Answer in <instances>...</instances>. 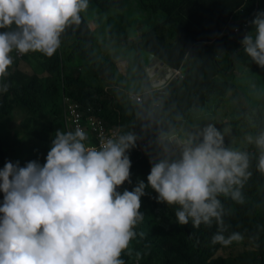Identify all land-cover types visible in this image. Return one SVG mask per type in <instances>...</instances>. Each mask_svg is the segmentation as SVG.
I'll return each instance as SVG.
<instances>
[{
	"label": "clouds",
	"instance_id": "1",
	"mask_svg": "<svg viewBox=\"0 0 264 264\" xmlns=\"http://www.w3.org/2000/svg\"><path fill=\"white\" fill-rule=\"evenodd\" d=\"M88 8L89 0H0V95L11 87L6 78L14 63L13 53H40L51 58L68 29L81 25L82 14ZM243 8L244 5L239 10ZM231 24L232 28L224 29L225 34H243L251 25L240 43L250 61L264 69V10L251 21L231 20ZM145 30L136 25L127 31L123 42L113 38L109 29L95 35L97 55L115 62L110 69L121 82L99 78L98 85L109 83L136 102L143 101V94L123 87L117 61L97 49V34L122 44L135 64L144 52L150 51L143 40ZM132 46L135 54L129 49ZM180 68L182 75L175 74V69ZM184 69L183 63L174 67L172 77H183ZM94 75L87 76L88 84ZM158 87H154V94ZM113 93L118 102L116 91ZM137 95L142 96V101L135 98ZM260 113L259 117L252 113L260 120L257 125L252 123L253 128H258L255 133L245 132L240 122L231 123L232 129L230 124L209 118L179 129H159L151 136L146 131L111 132L98 146L90 144L87 133L79 127L70 131L58 128L43 164L31 160L21 166L19 161L9 160L0 169V264H126L122 256H131V242L138 234L144 235L137 228L144 222L141 198L149 194L148 189L156 193L153 198L158 203L175 206L178 225L191 222L193 228L199 229L201 225L211 228L215 224L213 245L239 242V233L224 235L225 210L220 197L243 203L242 189L252 176L255 152L254 174L257 170L264 175V112ZM61 118L65 128L63 108ZM233 132L241 136L243 147L234 146ZM12 139L18 142V136ZM141 141L147 142L145 151L151 164L147 182L138 179L132 190L121 192L125 182L132 183L130 151ZM221 250L218 254L231 262Z\"/></svg>",
	"mask_w": 264,
	"mask_h": 264
},
{
	"label": "trees",
	"instance_id": "2",
	"mask_svg": "<svg viewBox=\"0 0 264 264\" xmlns=\"http://www.w3.org/2000/svg\"><path fill=\"white\" fill-rule=\"evenodd\" d=\"M172 1L175 6L171 3L167 6L165 21L147 28L143 36L145 47L168 65L179 68L183 63L184 70L190 66L187 77L173 89L167 100L150 98L154 95V87L146 70H141L131 79L141 81L145 86L143 91L137 92L143 94L142 102L122 98L125 94L109 83L98 86L88 84L85 72L90 65V74L95 73L98 79H111L121 85L114 69H110L116 66L115 62L97 55L96 33L103 28L109 29L113 38L123 42L128 37L127 31L137 25L136 17L140 21L142 19L136 0H89L87 11L91 19L83 13L81 25L75 30L68 29L65 38L69 44L64 55L59 50L51 58L38 53L39 70L30 63L32 73L24 71L29 70L27 67H20L21 60L29 64L25 56L16 60L19 67L14 71L10 69L6 78L11 87L7 93L0 95V123L16 109V113L24 110L19 108L20 105L53 121L55 117H61L62 96L67 93L84 104L100 108L105 119L120 125L121 130L146 131L151 136L159 129L184 126L196 109L212 103L213 97L236 89L231 78L238 67L256 65L243 52L240 43L244 34L251 30V25L239 35L225 34L224 29L233 27L231 20L251 21L258 11L264 10V0H189L185 6L182 5L185 0ZM242 5L244 8L240 11ZM93 21L96 26H91ZM170 26H174L173 30L179 35L174 41L169 39L172 34V31L168 32ZM75 55L88 56L90 64L84 59L83 63L67 68L65 60L71 61ZM137 64L144 65L142 57L135 60L134 65ZM114 91L118 102L114 99ZM230 121L235 123L237 119ZM252 123H260L259 118L246 119L242 123L243 130L258 131ZM2 133L3 130H0V169L9 161V147L12 142L15 143ZM146 143L141 141L137 148L130 151L132 183L125 182L119 189L121 192L125 186L134 187L138 179L147 182L151 164L145 151ZM256 157L257 152L253 153L252 176L242 189L243 203L225 197L220 199L225 210L224 235L239 233L241 237L250 239L258 250L257 256L246 263L229 262L218 254L221 248L229 245L211 243L212 235L217 231L215 224L211 228L201 225L199 229L193 228L191 222L187 226L178 225L175 223V206L158 203L153 198L156 193L148 189L149 194L141 198V211L149 215L137 229L144 235L138 234L131 242V256H122L126 264H264V175L257 170L254 174Z\"/></svg>",
	"mask_w": 264,
	"mask_h": 264
},
{
	"label": "rangeland",
	"instance_id": "3",
	"mask_svg": "<svg viewBox=\"0 0 264 264\" xmlns=\"http://www.w3.org/2000/svg\"><path fill=\"white\" fill-rule=\"evenodd\" d=\"M134 13L137 14L138 12L135 11ZM86 17L91 19L89 11L86 12ZM165 19V15L157 14L154 16L153 25L164 22ZM65 37L66 35L64 34L61 47L58 49L60 51L59 53L62 55H64V50L69 44L68 39L66 40ZM97 49L101 54L116 60L118 66L125 70V72H122L123 75H121L120 78H123L124 86L129 92L135 93L144 90L145 86L142 85L141 81H132L131 79L136 74L141 73V70H145V63L144 65L137 64L135 66L133 57L124 49L122 44H117L114 40L109 37H104L101 34H97ZM13 56L14 63L11 69L16 70L19 67L16 66V60L23 56H18L16 53H13ZM24 56L29 64L21 60L20 62L22 65L20 67L25 66L30 70L24 69V71L33 72L30 63L39 70L37 63L39 59L38 53H29ZM84 59L88 60L90 64L88 56L84 58L81 55H75L71 61L65 60V64L67 68H70V66L74 67L75 65L83 63ZM91 69L89 65L85 72L86 76L90 75ZM231 80L236 85V89H229L226 94L213 97L212 103L208 102V105H205L203 108L196 109L185 121L184 127L196 123H203L207 119L212 118L216 121H220L221 124H230L233 129L232 122L230 121L231 119L234 118L237 119V122L243 123L246 119L251 120L254 118L252 113H254L256 117H259L261 115L260 111L264 112V69H261L258 65H254V67H238ZM19 108L24 110L16 113V109L8 121L0 123V130L9 129V125H12V130H15V127L27 130L25 136H18V142L11 143L9 147V160L14 163L19 161L21 166H24L26 162L31 160H38L43 164L46 160L47 152L50 150L51 140L55 131L58 128L66 131L62 123V118L57 116L51 121L43 114L35 113L24 105H20ZM20 119L21 123L16 125ZM70 124L73 126L72 120H70ZM217 126L221 127V125ZM232 139L234 146H244L243 139L241 140L239 134L233 132ZM133 188L134 187L128 188L125 186L123 190H132ZM143 213L144 222H146V216L149 214L147 212ZM220 253L227 256L232 261L246 263L257 256L258 250L253 246L250 239L242 237L239 242L234 241L227 248L221 250Z\"/></svg>",
	"mask_w": 264,
	"mask_h": 264
},
{
	"label": "built area",
	"instance_id": "4",
	"mask_svg": "<svg viewBox=\"0 0 264 264\" xmlns=\"http://www.w3.org/2000/svg\"><path fill=\"white\" fill-rule=\"evenodd\" d=\"M236 31H238L237 28ZM175 74L182 75V69H175ZM135 98L142 101L140 95ZM62 108L66 131L75 130L77 127L83 129L88 135V142L93 146H98L100 140L109 133L121 130L118 125H110L100 114L98 108L73 99L70 94H63ZM70 120L73 121V126L70 124Z\"/></svg>",
	"mask_w": 264,
	"mask_h": 264
},
{
	"label": "crops",
	"instance_id": "5",
	"mask_svg": "<svg viewBox=\"0 0 264 264\" xmlns=\"http://www.w3.org/2000/svg\"><path fill=\"white\" fill-rule=\"evenodd\" d=\"M136 1L138 2V10L142 12L140 14V16L142 17L141 21L136 17V22H137V25L141 26L142 29L157 26V25H153L154 16L157 14H163L166 16V10H167V6L169 5V3H171L173 5V7L175 6V2L172 0H136ZM188 3H189V0H185L182 2V5L185 6ZM153 8H155V9L153 10ZM148 20H150L151 23H149ZM91 26H96V22L95 21L91 22ZM173 27L174 26H170V29H168V32L172 31V34L169 37V39L171 41H174V40L178 39V37H179L178 33L175 32V30H173ZM103 29H105V28H103ZM129 49H131L133 54H135L134 46L129 47ZM149 52H151V51H149ZM151 53H153V52H151ZM154 56H156V55L154 54ZM161 65L162 66H168V65L162 64V63H161ZM168 67H170V66H168ZM171 68L174 69V67H171ZM119 70L121 72H125L124 69L119 68ZM157 78L161 79V77H157ZM89 83L92 85H98L100 83V80L96 77V75H94V79L89 80ZM125 89H127V88L125 87ZM131 93H133V92H131ZM122 98H127L126 94L123 95ZM10 117L11 116H9L7 119H4V121H8L10 119ZM20 120L17 122L16 125L20 124ZM9 126H10L9 129H3L2 135L4 137L12 138V137H16V136H25V134H27V130L20 129L18 127H15V130H12V125H9ZM2 202H3V193L0 192V204H2ZM0 215H2V214H0ZM137 262H138V260H136V263Z\"/></svg>",
	"mask_w": 264,
	"mask_h": 264
},
{
	"label": "water",
	"instance_id": "6",
	"mask_svg": "<svg viewBox=\"0 0 264 264\" xmlns=\"http://www.w3.org/2000/svg\"><path fill=\"white\" fill-rule=\"evenodd\" d=\"M142 59L145 63L146 71L151 77V83L153 87H158L166 83L164 86L158 87L155 90V94L150 97L151 99H167L170 96L172 90L187 77L190 68V66L188 65L183 77H180L178 75L172 77L173 69L168 66H162L161 63L164 64L162 60L154 56L153 53L144 52V54L142 55ZM157 77H161V79Z\"/></svg>",
	"mask_w": 264,
	"mask_h": 264
}]
</instances>
